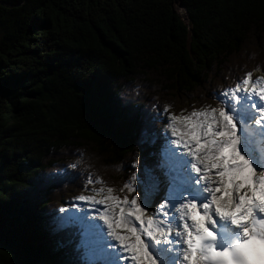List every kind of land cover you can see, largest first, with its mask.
Here are the masks:
<instances>
[{
  "label": "snow or ice",
  "instance_id": "1",
  "mask_svg": "<svg viewBox=\"0 0 264 264\" xmlns=\"http://www.w3.org/2000/svg\"><path fill=\"white\" fill-rule=\"evenodd\" d=\"M71 71L90 127L135 144L136 159L119 189L88 188L104 183L88 174L51 211L44 193L82 176L77 163L0 185V244L16 264H264V76L244 72L209 93L215 105L172 112L133 106L95 69Z\"/></svg>",
  "mask_w": 264,
  "mask_h": 264
},
{
  "label": "trees",
  "instance_id": "2",
  "mask_svg": "<svg viewBox=\"0 0 264 264\" xmlns=\"http://www.w3.org/2000/svg\"><path fill=\"white\" fill-rule=\"evenodd\" d=\"M77 65L133 106L215 105L213 89L264 75V0H0V185L62 176L69 163L83 174L45 192L40 209L67 207L88 174L104 182L88 188L119 189L136 159L135 144L90 127ZM19 259L0 244V264Z\"/></svg>",
  "mask_w": 264,
  "mask_h": 264
},
{
  "label": "rangeland",
  "instance_id": "3",
  "mask_svg": "<svg viewBox=\"0 0 264 264\" xmlns=\"http://www.w3.org/2000/svg\"><path fill=\"white\" fill-rule=\"evenodd\" d=\"M257 76H263L262 74H256L255 77ZM91 194V193H90ZM67 207H70V205H68ZM74 211V210H73Z\"/></svg>",
  "mask_w": 264,
  "mask_h": 264
}]
</instances>
